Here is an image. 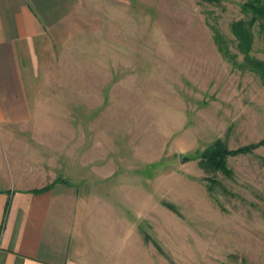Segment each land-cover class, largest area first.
I'll use <instances>...</instances> for the list:
<instances>
[{"label":"rangeland","instance_id":"obj_1","mask_svg":"<svg viewBox=\"0 0 264 264\" xmlns=\"http://www.w3.org/2000/svg\"><path fill=\"white\" fill-rule=\"evenodd\" d=\"M81 1L31 52L33 118L2 144L22 168L25 147L45 149L80 193L70 264H264V13ZM218 145L224 167L207 162Z\"/></svg>","mask_w":264,"mask_h":264},{"label":"crops","instance_id":"obj_2","mask_svg":"<svg viewBox=\"0 0 264 264\" xmlns=\"http://www.w3.org/2000/svg\"><path fill=\"white\" fill-rule=\"evenodd\" d=\"M81 4L0 0V264H70V251L80 238L82 198L62 176L64 166H45L50 159L42 156L45 149L28 146L23 151L29 154L23 158L27 163L19 167L15 157L13 163L3 157L2 144L10 152L7 138L21 133L7 127L33 118L27 84L31 52L48 46L50 32L58 31Z\"/></svg>","mask_w":264,"mask_h":264},{"label":"trees","instance_id":"obj_3","mask_svg":"<svg viewBox=\"0 0 264 264\" xmlns=\"http://www.w3.org/2000/svg\"><path fill=\"white\" fill-rule=\"evenodd\" d=\"M248 6L254 9L256 13H261V14L264 13V0H252L251 3L248 4ZM252 23L253 21H247V22L239 21V22L234 23L233 25V32L240 40L241 49L245 51L250 49L252 41H253V34H252V29H251ZM254 66L256 67L255 64ZM237 152L238 150L234 153H237ZM229 153H230L229 151L225 150L224 148L218 145L216 148H214L213 150H211L210 152L206 154L207 162L217 167H224L226 156Z\"/></svg>","mask_w":264,"mask_h":264}]
</instances>
